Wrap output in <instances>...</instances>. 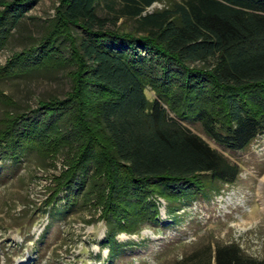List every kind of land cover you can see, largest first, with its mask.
Wrapping results in <instances>:
<instances>
[{"label":"trees","instance_id":"obj_1","mask_svg":"<svg viewBox=\"0 0 264 264\" xmlns=\"http://www.w3.org/2000/svg\"><path fill=\"white\" fill-rule=\"evenodd\" d=\"M33 1L0 0V47ZM60 1L48 29L0 67V78L26 77L73 61V86L64 97L6 110L0 117V151L13 160L33 149L45 154L49 140L55 141L49 133L66 123L65 109L88 91L98 95L96 127L81 116L83 139L69 149L72 156L54 177L46 202L64 199L65 212L74 209L93 189L88 171L93 156L101 154V215L111 226L107 241L117 247L116 231L135 232L142 221L158 220L157 197L192 201L207 196L214 180H237L240 164L186 120L201 122L232 150L264 132V0H172L152 10L161 0ZM66 48L69 57L60 54ZM63 143L73 146L69 139ZM215 259L264 264L236 242L217 244Z\"/></svg>","mask_w":264,"mask_h":264},{"label":"rangeland","instance_id":"obj_2","mask_svg":"<svg viewBox=\"0 0 264 264\" xmlns=\"http://www.w3.org/2000/svg\"><path fill=\"white\" fill-rule=\"evenodd\" d=\"M170 1H155L149 9L164 7ZM60 2L34 0L29 5L22 23L0 47V67L40 38ZM103 8L100 12L105 13L108 7L105 4ZM74 32L83 34L80 28ZM70 53L69 48L60 51L64 57ZM75 67L72 61L26 77L0 78V117L8 109L35 107L41 98L64 97L73 86L69 71ZM147 93L150 97L155 94L150 87ZM97 96L85 93L79 104L65 109L66 123L49 133L57 143L69 139L72 147L64 143L56 146L49 140L50 149L45 154L33 149L17 160L0 151L1 264H217L216 245L231 242L238 243L245 254L264 259V132L246 147L232 150L211 137L201 122L187 119L191 128L238 162L241 173L234 183L214 180L207 196L192 201L157 197L158 220L142 221L135 232L114 231L121 243L117 247L107 241L111 226L101 215V154L93 156L88 177L95 184L85 199L68 213L64 199L48 205L54 177L67 167L72 156L69 149H75L83 139L79 126L88 122L96 127L93 108ZM110 246L115 248L114 257Z\"/></svg>","mask_w":264,"mask_h":264}]
</instances>
